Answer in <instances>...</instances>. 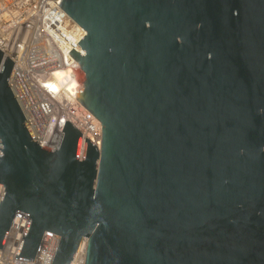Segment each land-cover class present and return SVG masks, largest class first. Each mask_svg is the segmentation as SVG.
<instances>
[{"label": "water", "instance_id": "obj_1", "mask_svg": "<svg viewBox=\"0 0 264 264\" xmlns=\"http://www.w3.org/2000/svg\"><path fill=\"white\" fill-rule=\"evenodd\" d=\"M87 35L68 56L76 99L103 126L101 152L66 122L37 143L0 74V250L45 232L53 264H264V0H62ZM3 53L0 51V63Z\"/></svg>", "mask_w": 264, "mask_h": 264}, {"label": "built area", "instance_id": "obj_2", "mask_svg": "<svg viewBox=\"0 0 264 264\" xmlns=\"http://www.w3.org/2000/svg\"><path fill=\"white\" fill-rule=\"evenodd\" d=\"M61 1L0 0V74L9 58L14 63L9 88L39 146L55 152L69 122L82 134V161L86 139L101 152L103 126L76 99L83 76L68 56L87 33L60 7ZM4 193L3 188L0 205ZM29 221L28 215H14L0 264H53L62 238L50 232L43 234L34 262L16 259ZM88 245L83 238L72 264H86Z\"/></svg>", "mask_w": 264, "mask_h": 264}, {"label": "bare ground", "instance_id": "obj_3", "mask_svg": "<svg viewBox=\"0 0 264 264\" xmlns=\"http://www.w3.org/2000/svg\"><path fill=\"white\" fill-rule=\"evenodd\" d=\"M78 63V62H77ZM78 65L80 66V64L78 63ZM80 71H81V73H82V76H83V70H82V68H81V66H80ZM58 75L59 76H63L64 75V72H60V73H58ZM19 107H20V105H19ZM20 109H21V107H20ZM22 110V109H21ZM75 128V127H74ZM76 129V128H75Z\"/></svg>", "mask_w": 264, "mask_h": 264}]
</instances>
